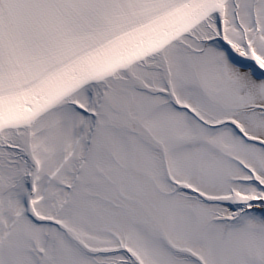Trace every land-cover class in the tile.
<instances>
[{
  "label": "snow or ice",
  "instance_id": "6c2138e0",
  "mask_svg": "<svg viewBox=\"0 0 264 264\" xmlns=\"http://www.w3.org/2000/svg\"><path fill=\"white\" fill-rule=\"evenodd\" d=\"M0 264H264V0H0Z\"/></svg>",
  "mask_w": 264,
  "mask_h": 264
}]
</instances>
